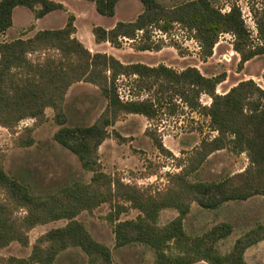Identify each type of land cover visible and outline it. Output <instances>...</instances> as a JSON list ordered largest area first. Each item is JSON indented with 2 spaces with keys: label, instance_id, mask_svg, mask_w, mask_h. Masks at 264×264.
<instances>
[{
  "label": "trees",
  "instance_id": "1",
  "mask_svg": "<svg viewBox=\"0 0 264 264\" xmlns=\"http://www.w3.org/2000/svg\"><path fill=\"white\" fill-rule=\"evenodd\" d=\"M90 1L100 14L114 16L120 0ZM140 1L144 10L135 20L119 21L112 28L94 26L95 41L122 48L127 40L138 51L172 46L184 55L188 51L180 44L166 45L163 37L155 36L157 31L172 34L178 26L199 44L203 61L213 55L220 37L227 33L234 35L239 70L251 59L264 56V0L261 6L250 5L256 35L247 25L241 0H224L228 10L215 0H185L173 6L158 0ZM17 6L32 10L36 19L66 10L63 3L54 0H0V34L13 25ZM76 33L75 15L70 13L63 28L0 42V126L9 130L16 146H32L34 132L48 121L47 109L51 108L60 126L54 140L75 154L82 168L92 174L89 181L76 179L53 191L36 193L7 172L6 154L0 153V250L13 242L29 247L31 230L59 220L66 222L38 236L28 256L0 255V264H56L62 252L75 247L86 255V264H114L113 248L96 240L78 219L81 213L92 214L103 204L110 208L106 218L114 225V248L146 246L154 253L153 264H248L245 252L264 240V223L245 232L224 253L218 243L232 234L231 223L220 222L201 235H191L185 219L194 202L216 210L225 202L264 197V88L250 78L221 94L217 87L226 80L227 72L207 76L196 66L179 71L163 63H124L112 54L92 52ZM123 78L130 80L131 97L127 99L121 97L119 89ZM78 82L97 86L107 101L90 125L67 124V94ZM202 95H208L211 103L204 104ZM182 106L207 117L210 134L191 155L176 157L181 169L168 174L163 188L128 183L104 170L100 146L112 136L124 140L110 130L119 120L140 114L153 121L162 111L174 115ZM27 119L33 124L20 129ZM146 134L161 153L172 156L158 129L147 128ZM224 149L235 155L245 153L247 167L217 181L192 179L211 154ZM131 209L139 211L137 217L122 220L121 215ZM165 209L178 214L161 224Z\"/></svg>",
  "mask_w": 264,
  "mask_h": 264
},
{
  "label": "rangeland",
  "instance_id": "2",
  "mask_svg": "<svg viewBox=\"0 0 264 264\" xmlns=\"http://www.w3.org/2000/svg\"><path fill=\"white\" fill-rule=\"evenodd\" d=\"M54 1L65 2L70 12L57 10L52 14V18L39 22L36 29L63 28L68 15L73 12L79 17L76 24L79 29L80 40L83 42L85 38L87 44L91 42V38L94 41L92 31L94 26L106 28L116 19L124 22L133 21L137 18L136 16H138L139 12L141 13L144 10V5L140 0H121L116 7L117 15L111 17L100 14L94 1ZM158 1L163 5L173 6L185 0ZM261 1L263 0L240 1L247 25L253 30L255 35L257 28L250 11V5H255L256 3L257 7L261 6ZM215 2L223 6L224 10L229 9V4L224 3V0H215ZM35 19L32 10L19 6L15 12L14 25L7 30L8 38L14 40L24 35L32 37L35 34V31H33ZM23 27L25 28V33L22 34ZM156 33V39L162 37L160 33L163 32L157 31ZM171 33V35L167 36V40H163L164 43L166 45L178 43L188 51L187 53L180 55L176 48L165 46L160 54L147 53L146 55L138 53V50H135L130 42V44L124 45L118 50L119 58H117L126 63H130V61L132 63L145 61L154 65L163 63L179 71L188 65H199L200 71H203L207 76L227 72L226 80L217 87V92L221 94L226 93L241 80L250 78L264 88V56H257L251 59L245 63L242 70H239L240 54L233 49V40H231L229 35L223 34L220 37L219 46L216 50L214 49L213 55L206 61L201 59L199 49L198 58L203 61L201 63L197 57H188L187 60L183 58L190 56L191 49H198L197 46H199L195 40L189 39V32L177 26ZM129 87L130 80L123 78L120 81L119 88L122 98L131 97L129 95ZM67 95L65 110L68 117L67 124L71 126L94 123L107 104L99 89L90 83L80 82L75 84L69 89ZM142 95L145 96L146 94L143 92ZM201 101L204 104H210L211 98L208 95H202ZM53 114L51 108L47 109L49 119L36 128L34 132L36 141L29 147L16 146L9 130L0 128L2 130L0 132V153L4 152L6 154L5 166L7 172L26 182L36 193L53 191L59 186L76 179L89 181L92 176L91 172H87L82 168L75 154L54 140V134L60 126L54 121ZM32 124V119L24 120L20 124V129ZM208 125L207 117L184 106L179 107L174 115L162 111L153 121L140 114L127 115L110 128L111 131H117L124 137V140L119 141L112 136L105 140L101 146L100 159L104 170L121 176L128 183H134L142 187L155 185L163 188L169 181L168 174L178 172L181 169L177 165L176 157L186 158L191 155L202 139L210 134ZM147 128L158 129L165 147L171 151L172 156L165 155L156 148L152 139L146 134ZM214 134L216 132H213ZM247 158V155H235L225 149L216 151L194 173L192 179L202 181L220 180L244 170L248 165L247 162L249 163ZM248 205L242 201H229L216 210H208L194 202L191 212L185 219L186 230L191 235H201L217 223L229 221L236 226L239 220V227H236L235 234H231L218 243V247L222 252H228L234 245L232 243L236 235L238 236L240 233L243 235L258 224L264 223V211H261L260 214L254 213L255 209ZM109 210V206L103 204L92 214L88 212L81 213L78 219L84 222L96 240L113 248L114 264H153L154 253L146 246L135 245L114 248V225L106 218ZM138 214V210L131 209L129 212L122 214L121 219L136 218ZM177 214L176 210H163L160 218L161 224H166ZM246 216L249 217L246 227L250 228L249 230L241 228L242 219ZM65 223L64 220H59L37 226L29 234L31 246L23 247L18 242H13L8 247L0 250V255L26 257L30 254L32 244L38 236L51 228L62 226ZM246 251L245 259L248 264H264V240L249 247ZM86 262V255L77 247L65 250L56 260V264H86ZM200 263L208 264L205 261ZM193 264H199V262Z\"/></svg>",
  "mask_w": 264,
  "mask_h": 264
},
{
  "label": "crops",
  "instance_id": "3",
  "mask_svg": "<svg viewBox=\"0 0 264 264\" xmlns=\"http://www.w3.org/2000/svg\"><path fill=\"white\" fill-rule=\"evenodd\" d=\"M57 1H61V0H57ZM121 1V0H120ZM63 2V1H62ZM64 3V5H65V7H66V12H68L69 11V8H68V6H67V4L65 3V2H63ZM119 3V2H118ZM117 3V4H118ZM18 7L19 6H17L15 9H14V12H13V25H14V21H15V12H16V10L18 9ZM117 7V6H116ZM57 11V10H56ZM54 12L55 11H53V12H50V13H48L47 15H45L44 17H42V18H38V19H35V21H34V30L33 31H35V33L37 32V31H39V30H41V29H39V30H37L36 29V27H38V25H39V22H41V21H43V20H48V18H52V14H54ZM70 12V11H69ZM72 14H74L75 15V13H73L72 12ZM139 14H140V12H139ZM138 14V15H139ZM117 15V10H116V13H115V15H114V17ZM112 17V16H111ZM137 17V16H136ZM78 15H75V26H76V29H77V36H78V38L80 39V34H79V29H78V27H77V20H78ZM135 20V19H134ZM119 21V19H116L110 26H106V28H112V27H114L115 25H116V23ZM66 23H67V20H66V22H65V24L64 25H66ZM25 28L23 27V30H22V34L23 33H25V30H24ZM7 32L6 33H4V34H0V42H3V41H10V39L8 38V36H7ZM94 36V35H93ZM21 37H29V36H27V35H24V36H21ZM84 38V37H83ZM83 42L86 44V46L92 51V52H105V53H108V54H112V55H114V56H116V57H118L119 58V56H118V50H120V48H117V47H114V46H112L109 42H102V43H97L96 41H95V37H94V41H93V39L91 38V42L89 43V44H87L86 43V41H85V38L83 39ZM130 42L131 41H125L124 42V45H127V44H130ZM123 45V46H124ZM219 46V44L217 43L216 44V46H215V50L217 49V47ZM198 47V49H196V48H194V49H191V55L190 56H186V57H183V58H186L185 60H187L188 59V57L190 58H193V57H197L198 58V53H199V46H197ZM163 50H160V51H138V53H141V54H146L147 55V53H150V54H160L161 52H162ZM154 56V55H153ZM199 59V58H198ZM121 60V59H120ZM122 61V60H121ZM199 61H201V59H199ZM122 62H124V61H122ZM203 61H201V63H202ZM124 63H126V62H124ZM127 63H129V62H127ZM130 63H132L131 61H130ZM142 63H146V64H148V65H151V66H156V64L154 65V64H151V63H147V62H145V61H143ZM157 65H158V63H157ZM169 66V65H168ZM189 66H196L197 68H200L199 67V65H188L187 67H189ZM186 67H184V68H181V70H183V69H185ZM202 73L203 74H205L203 71H202ZM78 83H80V82H78ZM78 83H76V84H78ZM92 86H95V85H93V84H91ZM73 86H75V84L73 85ZM72 86V87H73ZM71 87V88H72ZM70 88V89H71ZM96 88H98L97 86H96ZM68 96V95H67ZM0 128L1 129H5L4 127H2V126H0ZM0 132H2V130H0ZM103 145V144H102ZM101 145V146H102ZM101 146H100V152H101ZM243 155H246L245 153H242V156ZM247 161H248V158H247ZM247 164H248V162H247ZM244 204H249L248 206H251L252 208H254L255 210H254V213H258V214H260L261 213V211H264V197L263 196H254V197H251V198H249V199H247V200H244V201H242ZM226 203V202H225ZM224 203V204H225ZM224 204H222L221 206H223ZM251 204V205H250ZM220 206V207H221ZM219 207V208H220ZM177 216V215H176ZM175 216V217H176ZM248 221H249V217L248 216H246V217H243V219H242V223H241V228H244V230H249L250 228H246L247 227V224H248ZM226 222H229V221H226ZM238 223H237V225L235 226V225H233L231 222H229V223H231L232 224V226H233V232H232V234H235V231L237 230V228L236 227H239V220L237 221ZM246 228V229H245ZM242 233H240L238 236L236 235L235 237V240L233 241V243H232V245L235 243V241L239 238V236L241 235ZM247 252V251H246ZM245 255H247V253H245ZM199 264H202V263H200L199 262Z\"/></svg>",
  "mask_w": 264,
  "mask_h": 264
},
{
  "label": "built area",
  "instance_id": "4",
  "mask_svg": "<svg viewBox=\"0 0 264 264\" xmlns=\"http://www.w3.org/2000/svg\"><path fill=\"white\" fill-rule=\"evenodd\" d=\"M161 34V36L165 39V40H167V36L168 35H171V34H168V33H160ZM227 35H229L230 37H231V40H234V35H232V34H229V33H227ZM171 38V37H170ZM191 40H193L194 41V39H191ZM199 45V44H198ZM200 47V46H199ZM121 97H122V95H121ZM126 99H127V97H126Z\"/></svg>",
  "mask_w": 264,
  "mask_h": 264
}]
</instances>
